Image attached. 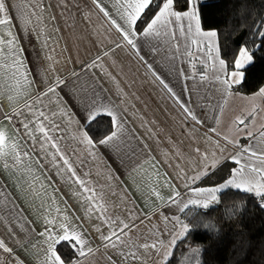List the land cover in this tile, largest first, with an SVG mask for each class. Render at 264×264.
Instances as JSON below:
<instances>
[{"label":"snow or ice","instance_id":"1","mask_svg":"<svg viewBox=\"0 0 264 264\" xmlns=\"http://www.w3.org/2000/svg\"><path fill=\"white\" fill-rule=\"evenodd\" d=\"M92 2L119 34V42L115 45L117 48L130 46L139 56L144 44L149 45L150 51L158 52L159 42L170 38V42H175V50L171 56V59L175 60L181 55L193 54L187 43L184 44L183 53L180 51L181 38L190 40L200 53L197 58L201 67L197 69L193 64L191 76L182 74L186 79H194L199 75L201 81L215 83L222 97L238 94L233 92L234 87L244 84L248 77L264 68V17L252 25L246 34L247 40L234 43L231 52L225 48L222 54V33L216 27L207 30L204 27V9L214 5L203 3L202 0H182V6H178L181 0H109L107 4L104 0ZM234 7L236 13L224 23L234 24V29L239 30L245 25L234 22L238 14L248 10L249 0H239ZM10 10L11 5L7 0H0V200L11 203L15 193L22 191L36 207L42 226L38 233L43 241V247L39 248L38 254V258L43 257L41 264H83L84 259L96 250L83 225L79 223L81 217L74 212L70 213L67 206H59L65 202L57 197L58 189L49 191L52 186L46 183L47 169L42 163L45 160L50 167L56 168L57 175H62L65 171L71 173L74 183L82 189L77 198L89 213L88 218H92V213L99 212L100 215L96 218L102 223L112 225L107 234L101 233L103 246L117 248L125 261L129 257L133 260L143 259L135 250V247H138L153 249L156 254L151 257L153 264H184L185 260L205 264L204 254L210 248L209 242L217 241L223 244L228 238L224 225L231 224L233 220L240 221L241 230L236 233L237 243L247 256L252 248V241L244 231L243 218L247 214L245 208L250 210L254 206L264 210V123L255 131L252 130L259 114L257 106L243 118H237L238 132L248 141L246 144H241L239 138H234L227 140L235 149L234 152L227 151L226 146H221L219 142H215L211 154L196 149L201 160L199 165L192 169L193 174L177 173L185 189L181 192L167 178V174H164L163 180L160 179L161 173L157 163L144 148H141L143 156L136 151L131 140L138 138L133 136L132 130L127 127L117 103L103 95V90L88 76L93 67L102 68L98 63L101 57L82 67L79 72L73 71L69 80L57 76L54 80L44 83L36 79V75L26 64L25 50L11 30L10 26L13 25L15 17L10 14ZM140 58L145 60L143 56ZM145 63L156 79L173 95L186 116L196 123H202L194 107L189 106V101L176 96L152 65L147 60ZM185 92H188L187 88ZM44 97H47L46 103ZM252 97L264 99V86H260ZM53 104L56 105L55 109L51 107ZM248 116L252 119L246 123ZM57 117L61 122L70 124L75 121L79 125L78 140L89 156L94 157L102 147L108 150L106 157L112 153L119 154L122 157L121 163H124L126 158L127 176L147 172L149 169L153 171L157 179L153 181L149 178L148 182L152 184L149 195L176 209L170 215L162 213L166 225L172 223L175 229L170 233L167 243L159 240L138 246L130 245L128 252L119 248V244L124 243L123 237L127 236L135 225L123 222L118 224L116 220L104 216L106 209L102 204H96L95 190L76 175L69 157L59 147V140L63 139V136L57 134L64 129L61 128V123H57ZM104 124L107 128L101 132L100 128ZM240 125L243 127H239ZM37 140L40 142L39 156L28 143L32 141L35 144ZM51 149H55V152ZM228 164L231 166L226 167ZM225 171L227 174L220 176L216 183H204L206 178ZM137 182L146 183L143 176ZM165 186L167 192L163 193ZM9 188L14 191H9ZM86 193L91 195H85ZM241 194H248L255 199L247 200ZM237 200L244 203L237 204ZM226 201L232 203L225 207ZM53 205H56L55 211ZM191 209L198 211L192 212ZM216 212H221L222 215L217 217L214 215ZM177 213L183 214L184 218ZM189 217L191 219H188ZM94 227L97 232L101 231V225ZM165 230L167 231V228ZM196 236L201 239L195 245H188V252L181 259H177L173 252L177 242L184 241L188 244V240ZM22 246L36 249L38 244L24 243ZM65 249L69 251L65 252ZM0 250L8 253L9 257H15L16 264H27L2 239ZM0 264H5V261L0 259ZM112 264L116 262L112 261Z\"/></svg>","mask_w":264,"mask_h":264},{"label":"crops","instance_id":"2","mask_svg":"<svg viewBox=\"0 0 264 264\" xmlns=\"http://www.w3.org/2000/svg\"><path fill=\"white\" fill-rule=\"evenodd\" d=\"M7 2L11 5L10 14L15 17L13 25L10 26L11 30L25 50L26 64L36 75V79L44 83L54 80L57 76L69 80L73 71L79 72L82 67L101 57L98 63L102 68L93 67L88 76L103 90V95L117 103L127 127L132 130L133 136L138 138L131 140L136 151L143 156L141 148H144L157 163L161 173L160 179L163 180L164 174H167V178L181 192L185 189L177 173L193 174L192 169L196 168L201 160L197 148L201 152L208 151L211 154L215 142L226 146L229 152H234L235 149L232 144L227 143L228 139L239 138L241 144H246L248 141L238 132L237 118L246 116L254 106H257L259 114L252 130L255 131L264 123V111H261L264 109V99L253 98L252 94L244 95L234 89L233 92L238 94L225 98L217 91L218 85L215 83L201 81L199 75L194 79L185 78L182 73L191 76L193 64L197 69L201 67L197 58L200 53L190 40L181 38L180 51L183 53L184 44L187 43L193 53L191 56L181 55L175 60L171 59L175 42H170V38L159 42L158 52L150 51L149 45L144 44L138 56L130 46H115L119 42V34L92 0ZM104 3H109V0H104ZM141 56L168 83L176 96L189 101V106L194 107L202 123H196L186 116L173 95L156 79ZM186 88L188 92H185ZM43 99L46 103L47 97ZM51 107L55 109L56 105ZM56 119L64 129L57 134L63 136V139L59 140V147L69 157L76 175L95 190L96 204H102L106 209L104 216L116 220L118 224L123 222L135 225L132 231L123 237L124 243L118 242L119 248L128 252L130 245L138 246L159 240L167 243L170 233L175 229L172 223L166 225L162 213L170 215L176 209L149 195L152 184L148 180L157 179L153 171L149 169L147 172L127 176L126 158L125 162L121 163L122 157L119 154L112 153L106 157L108 150L102 147L94 157L89 156L78 140L79 125L75 121L68 124L61 122L58 117ZM251 119L248 116L245 122ZM28 143L36 155H41L39 140L35 144L32 141ZM51 151L55 152V149ZM42 163L47 169L46 183L52 186L49 191L58 189L57 197L65 202L59 206H67L70 213L74 212L81 217L79 223L96 246L94 253L89 254L83 264H112V261L116 264H153L151 257L156 254L151 248L145 250L135 247L143 259L133 260L129 257L125 261L117 248L104 247L100 239L101 233L107 234L112 225L97 219L99 212L92 213V218H88L89 213L77 198L82 189L74 183L71 173L65 171L64 174L57 175L56 168L50 167L46 160ZM141 176L146 183L137 182ZM8 190L14 191L12 188ZM166 192L165 186L163 193ZM55 207L56 205H53V211ZM40 221L36 207L24 192L17 191L11 203L0 200V239L13 248L27 264H41L43 259L42 256L38 258L39 248L43 247L42 238L38 236L42 227ZM97 224L101 225L100 232L94 227ZM24 243H37L38 247L24 248ZM0 259H3L5 264H16L15 257H9V254L3 253L2 250Z\"/></svg>","mask_w":264,"mask_h":264},{"label":"trees","instance_id":"3","mask_svg":"<svg viewBox=\"0 0 264 264\" xmlns=\"http://www.w3.org/2000/svg\"><path fill=\"white\" fill-rule=\"evenodd\" d=\"M203 3L214 5L204 9L206 15L205 30L216 27L222 33L220 36L221 52L223 54L224 49L227 48L228 51H233V44L240 43L247 40V32L251 29L252 25L257 22L258 19L264 17V0H249V8L247 11L237 15L235 24L243 23L245 26L239 28V30L234 29V24H225V20L232 18L233 14L236 13V8L234 7L239 3V0H202ZM178 6H182L181 4ZM138 27L140 24L138 23ZM264 85V68L259 69L255 74L248 77L244 84L235 86L234 90L238 93L244 95H250L256 92V90ZM95 127V126H93ZM107 128L104 124L100 131L103 132ZM230 167V165H226ZM225 172H218L204 181L207 184H213L220 178V176L226 175ZM245 196L247 200H253L248 194H241ZM232 201H226L225 207ZM237 204H243L244 201L237 200ZM188 211V210H186ZM192 212L198 210L191 209ZM247 213L243 218V223L245 225L244 231L247 238L252 241V248L249 250L248 255L245 256L244 252L240 250V246L237 243L236 233L241 229L239 228L240 221L233 220L231 224L224 225V232L228 235V238L223 244L217 241H211L210 248L204 254L205 264H264V210L258 207H251L249 210L245 208ZM215 216L219 217L222 215L221 212L214 213ZM181 218H184L181 214ZM188 219H191L189 217ZM188 222V220H185ZM201 237L196 236L194 239H189L188 244L184 241H178L176 248L173 249L174 255L177 259H181L188 252V245H195ZM217 249H219L217 251ZM68 252L69 249H65ZM184 264H195V261L185 260Z\"/></svg>","mask_w":264,"mask_h":264}]
</instances>
